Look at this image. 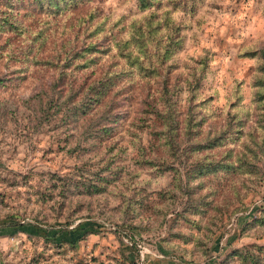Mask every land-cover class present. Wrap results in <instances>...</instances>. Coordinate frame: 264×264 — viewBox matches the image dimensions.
Instances as JSON below:
<instances>
[{"label": "rangeland", "instance_id": "obj_1", "mask_svg": "<svg viewBox=\"0 0 264 264\" xmlns=\"http://www.w3.org/2000/svg\"><path fill=\"white\" fill-rule=\"evenodd\" d=\"M150 12L156 19L165 12L173 37L180 38L166 57L177 83L171 93L176 107L182 113L190 106L201 130L227 128L213 152L247 151L246 144L254 146L247 130L262 140L261 61L245 51L264 46V0H161L145 9L137 0H83L57 15L19 16L21 29L0 31V264H240L226 255L237 247L264 246V224L243 228L264 208L263 143L252 160L258 174L210 179L202 192L214 190L217 206L186 212L185 219L176 212L186 196L169 192L172 171L141 160L155 152L148 127L141 130L137 118L160 78L140 80L130 65L131 75L117 81L122 93L112 102L120 112L113 136L97 138L89 130L103 104L76 117L64 107L48 108L58 76L48 60L97 41V62L68 71L64 79L88 84L106 70L125 69L129 64L117 41L130 38L132 23H143ZM167 32L163 26L155 36L165 39ZM37 33L44 37L40 49L32 40ZM45 109L53 114L43 118ZM241 119L243 135L236 139ZM167 160L184 171L180 154ZM107 163L116 175L106 192L64 199L56 191L53 199L36 195L51 185L48 173L74 174Z\"/></svg>", "mask_w": 264, "mask_h": 264}, {"label": "trees", "instance_id": "obj_2", "mask_svg": "<svg viewBox=\"0 0 264 264\" xmlns=\"http://www.w3.org/2000/svg\"><path fill=\"white\" fill-rule=\"evenodd\" d=\"M81 1L83 0H0V31L11 32L21 29L19 16H33L36 11L57 15L71 8L74 9ZM137 1L142 9L150 7L154 3L157 5L161 3V0ZM161 16L163 17L156 19L151 12L145 14L143 23H132L130 38L117 41L118 49L123 50L124 57L129 64L127 68L118 71L106 70L98 79L88 84L77 81L74 83L75 81L72 79H64V77L69 74L68 71L73 72V70L82 69L97 62V53L101 51L97 50V41L80 44L81 46L71 51H63L62 56L48 60V64L51 63L57 68L58 76L53 88L56 98L53 100V94L48 95L47 103L49 104L48 108L52 107L54 110H59L64 107L68 116L75 117L82 113L91 112L95 107L103 104V110L96 112L95 117L97 118L91 120L89 130L97 138L113 136L115 134L114 123L117 121L120 112L115 110L112 102L115 94L120 95L122 93L121 87L116 88L117 81L131 75L134 68L130 65L135 67L140 80L148 81L152 78H160L161 82L156 94H147L143 98L140 115L137 118V122H139L137 125L141 130H144V126L148 127V133L152 137L149 146L151 151L155 152L151 156L152 158L146 159L143 156L141 160L150 166L158 165L161 169L172 171L171 190L169 192L181 191L186 196L184 205L176 214L179 217L189 219L185 215L186 212L191 214L202 213L208 207L217 206L214 201V190L209 189L208 192H202L210 179L219 175L259 173L258 167L252 160L257 156V147H260L262 143L264 144V112L263 117L257 120V124L263 128H260L262 140L256 139L252 130L246 132L250 140L254 141V146L246 144L250 154L246 150L234 151L232 147H226L216 155L212 149L221 145L223 140L227 138L225 133L227 128L225 127L213 134L210 130H201L202 120L195 118V112L190 110V106L181 113L172 100L171 93L177 83L174 80L171 81L172 69H169L166 57L172 52L174 45H179L180 38L173 37L174 30L169 16L165 12ZM163 26L168 29L165 39H162L161 36H155L156 31H159ZM38 35L39 33L35 34L32 40L35 42L37 39V47L40 49L44 43V37L40 38ZM39 38L40 40H38ZM150 48L153 51H149ZM29 51H32V48ZM245 53L246 55L257 56L261 61L259 66L261 72L257 78L259 76L260 86H264V46L255 50L248 49ZM25 55L26 58L29 54L25 53ZM65 102H69L71 105H67ZM41 112H43V118L48 117V114H53L48 109L41 110ZM182 114L184 115L180 118ZM228 121L230 122V120ZM243 126L244 120H238L235 128L236 139L243 135ZM239 143L241 144V139ZM141 148L145 151V147ZM178 154L181 155V158L184 157V160H181L185 162L183 172L167 160V158L176 157ZM155 161L156 163H154ZM77 169L74 174L48 173V179L51 182L50 188L37 191L36 195L40 198L53 199V193L56 191L64 199L74 194H100L106 192L107 184L116 175L114 168L108 163L105 167L101 166L95 170L85 167ZM193 221L194 225H198L197 220ZM34 224L41 226L39 222ZM262 224H264V208L259 216L253 217L243 228ZM229 258H237L240 264H264V246L254 243L234 248L225 257L226 260ZM119 264H125V262H119Z\"/></svg>", "mask_w": 264, "mask_h": 264}]
</instances>
